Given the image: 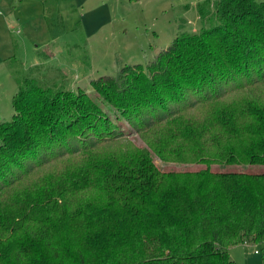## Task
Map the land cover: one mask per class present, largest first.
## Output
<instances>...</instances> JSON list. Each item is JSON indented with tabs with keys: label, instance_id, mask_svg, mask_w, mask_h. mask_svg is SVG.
Returning a JSON list of instances; mask_svg holds the SVG:
<instances>
[{
	"label": "trees",
	"instance_id": "obj_1",
	"mask_svg": "<svg viewBox=\"0 0 264 264\" xmlns=\"http://www.w3.org/2000/svg\"><path fill=\"white\" fill-rule=\"evenodd\" d=\"M198 15L199 34L92 81L102 99L19 81L0 122V264H234L232 247L264 244V173L210 171L264 166V0Z\"/></svg>",
	"mask_w": 264,
	"mask_h": 264
},
{
	"label": "rangeland",
	"instance_id": "obj_2",
	"mask_svg": "<svg viewBox=\"0 0 264 264\" xmlns=\"http://www.w3.org/2000/svg\"><path fill=\"white\" fill-rule=\"evenodd\" d=\"M216 1L0 0V122L11 119L12 97L24 77L52 90H81L99 98L92 81L99 77L117 79L124 65L145 66L180 33L199 34L208 25H202L198 7L207 3L213 11ZM103 104L100 103L102 108ZM103 109L108 112L110 108ZM200 111L201 106L188 113L196 115ZM127 140V145L145 148L135 133H130ZM55 163L35 176L52 175ZM155 164L166 172L204 169L196 162L179 165L156 159ZM210 171L264 173V166L213 165ZM35 176L24 180L31 181ZM261 257L264 258V244H241L230 249L234 264H261Z\"/></svg>",
	"mask_w": 264,
	"mask_h": 264
},
{
	"label": "crops",
	"instance_id": "obj_3",
	"mask_svg": "<svg viewBox=\"0 0 264 264\" xmlns=\"http://www.w3.org/2000/svg\"><path fill=\"white\" fill-rule=\"evenodd\" d=\"M231 249H232V248H231ZM229 254H230V251H229ZM254 254H255V253H254ZM255 255H258V256H259V254H255ZM260 261H261V264H264V258L261 257Z\"/></svg>",
	"mask_w": 264,
	"mask_h": 264
},
{
	"label": "built area",
	"instance_id": "obj_4",
	"mask_svg": "<svg viewBox=\"0 0 264 264\" xmlns=\"http://www.w3.org/2000/svg\"><path fill=\"white\" fill-rule=\"evenodd\" d=\"M255 254H257V251H255Z\"/></svg>",
	"mask_w": 264,
	"mask_h": 264
}]
</instances>
